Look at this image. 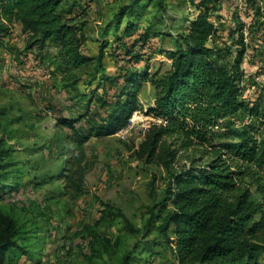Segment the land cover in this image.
<instances>
[{"label": "trees", "instance_id": "16d2710c", "mask_svg": "<svg viewBox=\"0 0 264 264\" xmlns=\"http://www.w3.org/2000/svg\"><path fill=\"white\" fill-rule=\"evenodd\" d=\"M64 1L0 0V41L19 24L29 36V48L43 50L47 42L57 46L63 73L94 64L96 71L103 72L102 80L115 83L107 96L95 98L97 103L91 95L96 90H89L81 95L82 112L58 118V124L73 134L65 194L72 200L83 196L89 172L85 145L91 138L114 136L128 128L140 110L144 83L152 82L157 97L148 113L161 122L148 129L136 154L168 171V190L159 206L166 209L171 203V208L155 215L161 221L156 230L171 246L178 264H263L264 99L252 104L242 99L241 64L247 51L243 35L233 63L225 61L231 46L210 44L217 34L210 9L220 0H190L200 13L176 41L171 69L156 80L146 65L110 75L105 63L116 50L115 46L108 49L109 44L122 37L119 31L133 37L135 21L144 15L150 0H132L122 7L112 24L113 40L107 37L94 55L84 51L87 39L63 7ZM156 2L165 7L163 0ZM143 37L146 41L147 33ZM129 44L125 54L132 62L139 59L134 55L138 42L132 39ZM10 141L0 137V204L2 198L10 201L23 189ZM180 160L186 163L180 165ZM109 215L121 218L131 233L137 232L122 212ZM23 233V226L0 205V264L19 255L32 260L34 253L21 243ZM120 264H133L131 255H123Z\"/></svg>", "mask_w": 264, "mask_h": 264}, {"label": "rangeland", "instance_id": "374dc122", "mask_svg": "<svg viewBox=\"0 0 264 264\" xmlns=\"http://www.w3.org/2000/svg\"><path fill=\"white\" fill-rule=\"evenodd\" d=\"M131 1H64L63 7L87 39V54H97L107 37L113 40L115 16ZM163 1L165 7L156 0L148 1L144 15L135 21L132 38L119 31L122 37L109 44L108 49H116L105 59L110 75L146 65L156 80L171 69L170 55L176 51V41L200 12L190 0ZM263 8L264 0H220L210 9V20L217 27L210 44L231 46L226 62L236 59L240 50L237 41L241 34L244 37L247 51L241 64V95L250 104L264 99ZM13 35L0 44V137L12 138L8 144L21 170L23 189L10 201L2 198L0 205L23 226L21 243L34 255L32 260L22 255L9 257L7 264H120L126 253L133 264H178L171 246L156 230L161 221L155 215L171 208V203L166 209L159 206L168 190V171L138 159L136 154L148 129L161 122L148 113L157 97L152 82L144 83L140 110L128 128L114 136L91 138L85 145L89 172L84 194L72 200L65 189L73 134L58 124V118L82 112L81 95L89 90H96L91 94L94 99L107 96L115 83L102 80L104 74L96 71L94 64L65 74L56 45L47 42L43 50L29 48V36L17 25ZM132 39L138 42L134 55L139 59L129 62L125 51ZM185 163L180 160V165ZM118 211L137 232L131 233L121 218L109 215ZM262 261L264 264V256Z\"/></svg>", "mask_w": 264, "mask_h": 264}, {"label": "crops", "instance_id": "0c3cea01", "mask_svg": "<svg viewBox=\"0 0 264 264\" xmlns=\"http://www.w3.org/2000/svg\"><path fill=\"white\" fill-rule=\"evenodd\" d=\"M18 27H20L21 28V26L19 25V24H16ZM13 32H14V28L12 29V33L8 36V37H6L5 39H3L2 41H0V44H4V42L5 41H8V40H10V37H11V35H13ZM13 36H15V35H13ZM95 44V43H94ZM7 47V46H6ZM1 62H2V59L0 58V65H1ZM73 113V112H72Z\"/></svg>", "mask_w": 264, "mask_h": 264}, {"label": "bare ground", "instance_id": "6f19581e", "mask_svg": "<svg viewBox=\"0 0 264 264\" xmlns=\"http://www.w3.org/2000/svg\"><path fill=\"white\" fill-rule=\"evenodd\" d=\"M134 119H135V118H134ZM134 119H133V120H134ZM136 119H137V117H136Z\"/></svg>", "mask_w": 264, "mask_h": 264}]
</instances>
